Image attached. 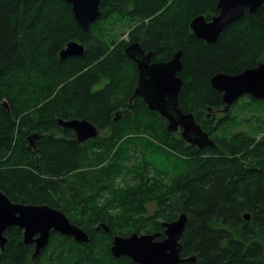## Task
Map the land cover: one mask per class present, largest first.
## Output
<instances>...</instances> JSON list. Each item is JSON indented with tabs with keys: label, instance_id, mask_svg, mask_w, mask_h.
Masks as SVG:
<instances>
[{
	"label": "trees",
	"instance_id": "16d2710c",
	"mask_svg": "<svg viewBox=\"0 0 264 264\" xmlns=\"http://www.w3.org/2000/svg\"><path fill=\"white\" fill-rule=\"evenodd\" d=\"M216 5L100 0L102 17L83 32L64 0H0V191L12 203L58 209L89 236L84 245L51 233L32 258L34 246L11 227L0 264H135L111 256L112 237L163 239L162 224L181 213L180 256L196 257L183 264H264V100L243 96L215 123L223 103L209 82L264 62V2L207 44L189 25L198 16L211 20ZM72 40L85 53L61 60ZM132 43L152 53L151 62L181 51L178 107L214 147L168 133L165 119L132 98L138 73L124 55ZM57 119H85L101 134L78 144ZM32 134L42 135L35 155L27 147Z\"/></svg>",
	"mask_w": 264,
	"mask_h": 264
},
{
	"label": "water",
	"instance_id": "95a60500",
	"mask_svg": "<svg viewBox=\"0 0 264 264\" xmlns=\"http://www.w3.org/2000/svg\"><path fill=\"white\" fill-rule=\"evenodd\" d=\"M71 6L73 17L78 27L87 32L89 27L103 15L100 10V0H64ZM264 0H217L218 14L207 21L198 16L190 22L193 35L207 44L215 43L221 32L233 22L239 20L247 11L254 13ZM86 51L84 44L77 40L69 41L59 52L64 60L68 57L82 56ZM124 55L134 62L138 78L133 96L140 97L147 109L156 112L166 120V130L176 134L185 143L198 149L214 147L215 142L210 139L201 127L195 122L191 113H184L178 107V94L182 80L178 76L182 69L180 61L181 51H178L167 62H151L152 53H145L138 43H132L124 49ZM211 88L221 94L223 108H229L243 96H250L256 100H264V62L257 66L235 74L217 73L210 79ZM132 99H130V102ZM3 106H6L3 103ZM114 119L117 121L119 115ZM213 115L212 109H207L206 116ZM60 127L71 130L75 141L81 144L89 139L99 137L100 130L85 119H57ZM42 135L28 136V149L36 154L34 142ZM246 221L250 220L248 213L243 215ZM187 216L184 213L168 223H163V239H158L160 233L136 234L112 237L110 254L113 258L127 257L135 264H183L195 263L196 257H181L180 239L184 232ZM11 227L22 230V241L25 245H33L32 258L38 256L48 245L51 233H58L70 237L77 244L88 245V234L72 224L58 209L48 205H25L12 203L0 191V250L4 249L7 238L5 231ZM99 228V227H98ZM104 231H108L102 226Z\"/></svg>",
	"mask_w": 264,
	"mask_h": 264
},
{
	"label": "rangeland",
	"instance_id": "374dc122",
	"mask_svg": "<svg viewBox=\"0 0 264 264\" xmlns=\"http://www.w3.org/2000/svg\"><path fill=\"white\" fill-rule=\"evenodd\" d=\"M118 38H121V36H119ZM125 38H126L125 36H124V37L122 36V39H125ZM239 100H240V99H239ZM239 100H238V101H239ZM238 101H237V102H238ZM237 102H235V103H237ZM126 113H127V112H126L125 110H124V111L122 110L118 115L121 116V115H124V114H126ZM219 116H220V115H216V116H215V120H214L215 123H216V121H218ZM116 117H117V115H116ZM119 118H120V117H119ZM232 130H233V129H232ZM100 134H101V132H100ZM261 136L264 137V134H260V135H259V137H261ZM162 161H164V160H162ZM162 164H163V163H162ZM163 165L166 166L165 164H163ZM154 209H155V207H154L153 205H149V206H148V212L152 213V212L154 211Z\"/></svg>",
	"mask_w": 264,
	"mask_h": 264
},
{
	"label": "flooded vegetation",
	"instance_id": "af4514ba",
	"mask_svg": "<svg viewBox=\"0 0 264 264\" xmlns=\"http://www.w3.org/2000/svg\"><path fill=\"white\" fill-rule=\"evenodd\" d=\"M129 103H131L130 101H129ZM144 103V102H143ZM230 109V108H229ZM223 113L221 112V110H218L217 112H215V114L214 115H222Z\"/></svg>",
	"mask_w": 264,
	"mask_h": 264
}]
</instances>
